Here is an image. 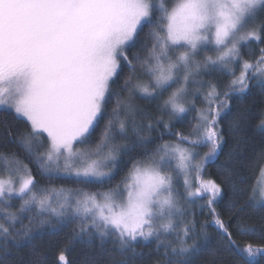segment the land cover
I'll use <instances>...</instances> for the list:
<instances>
[{"label":"snow or ice","instance_id":"6c2138e0","mask_svg":"<svg viewBox=\"0 0 264 264\" xmlns=\"http://www.w3.org/2000/svg\"><path fill=\"white\" fill-rule=\"evenodd\" d=\"M213 73L225 79H206ZM254 85L264 94V0H0V264H47L34 247L27 261L15 253L39 229L68 225L54 264H70L67 245L85 238L98 244L83 264H259L264 215L253 220L237 204L264 211V101L236 115L230 105ZM144 97L161 101L155 112L136 107ZM253 119L256 143L239 135ZM225 121L234 143L218 182L203 174L225 144ZM185 122L188 131H174ZM157 129L171 138L152 137ZM125 157L126 175L104 191L37 180L103 187ZM237 162L257 173L253 184ZM225 184L237 197L228 223L216 210ZM199 199L216 244L187 219ZM22 213L33 214L27 225Z\"/></svg>","mask_w":264,"mask_h":264},{"label":"trees","instance_id":"16d2710c","mask_svg":"<svg viewBox=\"0 0 264 264\" xmlns=\"http://www.w3.org/2000/svg\"><path fill=\"white\" fill-rule=\"evenodd\" d=\"M206 79H215V80H223L224 77H221L218 73H213L210 77H206ZM119 83H123V79L120 80ZM114 88L118 89L119 85H114ZM264 101V94H262L260 88L258 86H253L252 90L249 93L244 94L242 97L234 96L233 100L230 101V105L232 108L233 115H236L242 106H248L249 108L253 109L254 112H257L261 107V103ZM161 103L159 100H152L151 97H144L140 100L136 101V107L140 109H144L148 112H155L157 105ZM154 105V106H153ZM197 106L199 107V101L197 102ZM14 115V114H11ZM193 115H195L193 113ZM4 117L0 115V119ZM191 116L189 120H191ZM9 122L15 124L14 121H11L9 118ZM139 123V121H138ZM256 120L253 119L250 124L242 125V130L239 133L240 136H247L250 138V143H256L261 139L260 130L256 127ZM16 127L23 129L25 127L24 124H15ZM222 130L225 133V144L222 146V151L220 152L218 158L213 162L209 163L206 166V171L204 172V177L206 179H214L218 182L223 179L224 171L222 166H231L227 163L228 153L232 148L234 143V138L229 135V124L228 121H225L221 125ZM176 130H183L188 131L189 125L187 122L184 124H177L174 131ZM163 132L165 139H170V134L165 132L163 129H157L151 135L152 137H158L159 134ZM13 150H16L13 148ZM142 150H138L137 152L132 153V158H136L140 155ZM207 148L200 149L201 154L206 152ZM21 157L23 158V153H21ZM132 158L125 157L124 164L121 165V169L118 174L114 176V179L111 181V184H105L103 187L97 184H77L72 181L66 179H56L49 181L47 179H41L40 176L37 174V180L42 187H54L56 189H60L61 187L65 189H80L86 192H96V191H104L109 187L115 186L120 180L126 175L128 167L131 166ZM33 168V172L35 174L36 169L35 165H30ZM237 168L241 169L242 175L246 179L245 187L253 184L255 182V178L257 173L251 169L244 167L239 162L235 163L234 165ZM178 183L182 185V180H178ZM183 191V188L180 189ZM237 197L233 193L231 187L227 184L223 185V192L221 196L217 199L216 202V210L221 216V218L228 223L229 217L231 216V204ZM243 199L240 198V203L237 204V208L243 206L245 208V212L247 215L251 216L253 220H259V218L264 215V211L260 208L256 207H249L247 205H243ZM13 205L15 208H19L20 202L18 199L13 200ZM33 215L32 213H22L21 216L24 218L23 223L25 225L28 224V217ZM187 219L191 220L195 218L196 222L201 225L206 226V230L209 234L210 241L212 244H216L218 241L217 232L218 229L214 224L213 216L211 214L210 209L207 207L206 201L203 199H199L197 202L189 204L187 206ZM74 225H68L63 228H60L58 231L54 230L52 227L45 226L36 234L34 240L31 241L30 244L22 245L21 248L15 253L17 261L23 258L27 261L30 258V253L32 248H36L40 252L44 254L45 259L47 260V264H54L55 255L59 248L65 247V238L72 235V228ZM254 242L256 244H260L261 240L259 236H255ZM143 243V242H142ZM97 244L98 242H92L91 244L88 243L87 239L74 240L70 245H67L68 248V259L70 264H83V261L88 258H93L97 253ZM110 247V245H107ZM154 247V245H152ZM140 249H138L139 251ZM143 251L148 253L151 251V248L148 246L143 247ZM145 259V264H147V257ZM226 260L231 264L232 258L230 256L226 257ZM139 264V262H138ZM259 264H264V260H259Z\"/></svg>","mask_w":264,"mask_h":264},{"label":"bare ground","instance_id":"6f19581e","mask_svg":"<svg viewBox=\"0 0 264 264\" xmlns=\"http://www.w3.org/2000/svg\"><path fill=\"white\" fill-rule=\"evenodd\" d=\"M154 106V105H153ZM110 245V244H109Z\"/></svg>","mask_w":264,"mask_h":264}]
</instances>
